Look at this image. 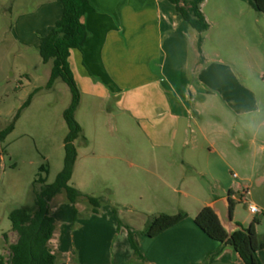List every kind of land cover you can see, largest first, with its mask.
I'll return each instance as SVG.
<instances>
[{
	"label": "crops",
	"instance_id": "0c3cea01",
	"mask_svg": "<svg viewBox=\"0 0 264 264\" xmlns=\"http://www.w3.org/2000/svg\"><path fill=\"white\" fill-rule=\"evenodd\" d=\"M200 7L209 23L203 32L170 0L85 3L89 35L69 58L84 133L76 140L70 184L84 195L72 203L62 192L50 201L56 230L49 245L57 264H67L63 253L73 239L114 244L113 253L101 252L103 264H207L220 242L195 218L221 198L235 201V222L250 226L259 219L257 230L264 224L257 215L264 203L260 208L249 199L252 189L264 188V13L248 0H203ZM62 16L61 0H0V35L7 39L10 32L16 46L40 54L42 38ZM48 63L37 60L35 77L50 78L53 64L45 71L41 66ZM21 75L33 82L32 73ZM43 99L36 92L0 142V264L18 240L10 212L32 204L36 179L52 183L64 167L69 128L44 132L39 116L53 104ZM12 111L1 108L0 114ZM23 119L29 123L21 125ZM86 195L102 199L98 212ZM180 212L187 217L176 225L153 237L144 233L152 216ZM259 257L264 264V249ZM211 264L246 263L225 245Z\"/></svg>",
	"mask_w": 264,
	"mask_h": 264
},
{
	"label": "trees",
	"instance_id": "16d2710c",
	"mask_svg": "<svg viewBox=\"0 0 264 264\" xmlns=\"http://www.w3.org/2000/svg\"><path fill=\"white\" fill-rule=\"evenodd\" d=\"M63 5V16L42 38L40 44V55L43 61H53L52 72L46 88H52L58 78L63 79L72 91L70 105L64 111V119L68 125L69 132L65 137V160L64 167L52 183H46L41 176L35 180L40 183V189L35 192V198L31 205L13 209L9 218L13 229L18 233V240L10 246V258L2 264H57V255L50 249V240L56 230V219L50 211V201L59 193L65 192L68 200L76 203L84 194L70 184L74 172V166L78 157L76 140L83 136L82 125L76 118V111L81 101V91L77 84L70 64L71 50L81 48L89 35L86 24L83 21L84 5L88 0H61ZM176 5L178 12L199 32L209 28V23L201 10L203 0H170ZM258 11L264 13V0H248ZM202 37L199 38L198 46L201 51ZM41 90L36 88L23 103L15 119L21 111L27 107L34 94ZM15 121L0 131V142L13 131ZM46 171L45 166L40 172ZM232 192H230V196ZM92 205L94 212H98L102 206V199L86 195ZM230 207L233 210L235 201L229 197ZM117 215V210H115ZM187 217L186 212L178 214L162 213L152 216L147 222L144 233L150 237L156 236L170 227L176 225ZM198 226L212 239L220 242V246L211 252L206 263L211 264L214 258L221 252L225 245H231L242 257L246 264H263L259 251L264 249V237L259 234L256 225L260 223L255 219L250 226L236 222L239 228L229 234L222 224L219 215L211 205L205 206L195 218ZM121 224V220H119ZM130 243L137 254L139 248L135 242L134 235L129 232Z\"/></svg>",
	"mask_w": 264,
	"mask_h": 264
},
{
	"label": "rangeland",
	"instance_id": "374dc122",
	"mask_svg": "<svg viewBox=\"0 0 264 264\" xmlns=\"http://www.w3.org/2000/svg\"><path fill=\"white\" fill-rule=\"evenodd\" d=\"M9 34L10 32L6 34L7 39H4L0 35V110L3 108L8 111L9 108H12L13 111L10 115L0 114V129L6 128L14 121L16 122L15 117L20 107L28 99L33 87L42 86L39 91L41 92V96L44 98L43 100L46 102L50 101L53 104L51 108H46L43 116H39V120L43 118L42 122L45 126H47L44 127L46 129L44 132H53L55 134L61 132L67 133L68 127L64 119V111L70 105L72 100V91L70 86L63 79L58 78L57 81H55V87L53 86L54 88H46L45 83L47 82L49 76H46L45 74L42 77H35L36 74L34 73L36 72L34 64L38 59L41 60V55L38 52H28L19 48L15 45L14 38L9 39ZM27 53L29 54L27 55ZM52 62L53 61L50 60V63H48L47 66L42 64V71H45L48 68L51 69L53 64ZM24 71L32 73L36 80L33 78V82L28 83L26 77L21 75ZM21 83H25L26 86L23 90L18 88ZM32 119L33 118L31 117L30 121ZM26 120L27 119H23L21 121V125H27L29 123V119L27 121ZM20 128L24 129L22 126ZM25 139L28 140L29 138L26 137ZM30 139H36L35 135H33ZM5 162L8 165L12 163L9 156L5 157ZM39 189L40 184L37 186V191ZM33 192L31 191L29 196L31 199L30 202L32 203L34 201ZM249 199L256 202L259 207L262 208L261 205L264 201L262 202L261 199L264 200V188L263 190L259 189V187L252 189ZM237 206L245 214L248 213L247 205L244 202H238ZM262 212L263 213L257 214L260 219H264V210H262ZM258 230L264 231V224L261 225ZM66 246L71 249L69 251L67 248V252L65 254L63 253V257L65 258L64 262L67 261V264H103L105 260L102 258L103 255L101 252L107 251L113 253L114 244H103L97 242L81 243L73 239V241L71 240V242H68ZM9 258L10 255L7 253L5 260L8 261Z\"/></svg>",
	"mask_w": 264,
	"mask_h": 264
},
{
	"label": "water",
	"instance_id": "95a60500",
	"mask_svg": "<svg viewBox=\"0 0 264 264\" xmlns=\"http://www.w3.org/2000/svg\"><path fill=\"white\" fill-rule=\"evenodd\" d=\"M211 206L219 215L222 224L226 227L229 234L239 228V225L233 220L229 198L218 199Z\"/></svg>",
	"mask_w": 264,
	"mask_h": 264
},
{
	"label": "built area",
	"instance_id": "2783aa9c",
	"mask_svg": "<svg viewBox=\"0 0 264 264\" xmlns=\"http://www.w3.org/2000/svg\"><path fill=\"white\" fill-rule=\"evenodd\" d=\"M250 210H251L253 213H258V212H260V209H259L258 206H256L255 204H250Z\"/></svg>",
	"mask_w": 264,
	"mask_h": 264
}]
</instances>
